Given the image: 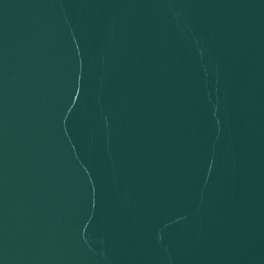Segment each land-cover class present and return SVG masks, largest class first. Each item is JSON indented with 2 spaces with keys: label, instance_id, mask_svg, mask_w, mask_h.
<instances>
[{
  "label": "water",
  "instance_id": "water-1",
  "mask_svg": "<svg viewBox=\"0 0 264 264\" xmlns=\"http://www.w3.org/2000/svg\"><path fill=\"white\" fill-rule=\"evenodd\" d=\"M0 264H264V0H0Z\"/></svg>",
  "mask_w": 264,
  "mask_h": 264
}]
</instances>
